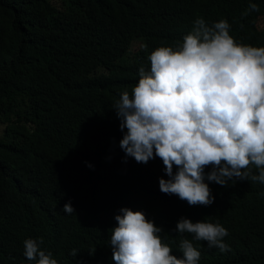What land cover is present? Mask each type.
Returning <instances> with one entry per match:
<instances>
[{"label":"trees","instance_id":"16d2710c","mask_svg":"<svg viewBox=\"0 0 264 264\" xmlns=\"http://www.w3.org/2000/svg\"><path fill=\"white\" fill-rule=\"evenodd\" d=\"M250 3L259 11L245 15ZM198 18L226 20L238 44L264 47V0H0V264H35L29 238L58 264H116L122 208L161 227L177 258L188 239L198 264H264V183L222 186L207 180L209 165L214 202L189 205L160 191L169 177L159 157L138 163L120 148L122 93L131 98L151 53L178 49ZM182 217L222 225L231 250L176 232Z\"/></svg>","mask_w":264,"mask_h":264},{"label":"clouds","instance_id":"9594fccd","mask_svg":"<svg viewBox=\"0 0 264 264\" xmlns=\"http://www.w3.org/2000/svg\"><path fill=\"white\" fill-rule=\"evenodd\" d=\"M248 11L259 8L250 3L245 15ZM229 28L226 20L210 27L196 19L178 49L161 46L151 53L150 72L141 67L132 97L125 91L115 106L121 131L127 129L120 141L126 157L145 164L159 157L169 177L159 179L160 191L189 205L214 202L204 182L209 165L207 180L222 186L233 178L264 183V47L238 44ZM63 211L71 214L74 208L69 202ZM120 212L110 240L116 264H198L201 253L188 239L180 241L183 258H177L158 235L163 229L142 211ZM175 231L195 234L221 252L231 250L220 224L182 217ZM42 243V238L24 241L27 260L58 264L41 250Z\"/></svg>","mask_w":264,"mask_h":264},{"label":"rangeland","instance_id":"374dc122","mask_svg":"<svg viewBox=\"0 0 264 264\" xmlns=\"http://www.w3.org/2000/svg\"><path fill=\"white\" fill-rule=\"evenodd\" d=\"M4 127L5 126H3V125L0 124V135L3 133Z\"/></svg>","mask_w":264,"mask_h":264},{"label":"bare ground","instance_id":"6f19581e","mask_svg":"<svg viewBox=\"0 0 264 264\" xmlns=\"http://www.w3.org/2000/svg\"><path fill=\"white\" fill-rule=\"evenodd\" d=\"M109 263V262H108Z\"/></svg>","mask_w":264,"mask_h":264}]
</instances>
